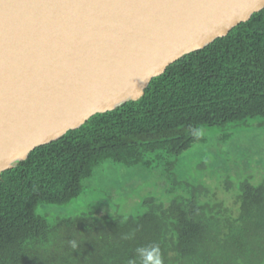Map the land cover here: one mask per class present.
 Listing matches in <instances>:
<instances>
[{
    "label": "trees",
    "instance_id": "1",
    "mask_svg": "<svg viewBox=\"0 0 264 264\" xmlns=\"http://www.w3.org/2000/svg\"><path fill=\"white\" fill-rule=\"evenodd\" d=\"M250 122L264 129V10L170 66L141 100L1 174L0 264H264V178L248 174L264 157L260 144L230 143ZM194 148L197 159H184ZM107 162L158 169L166 186L134 214L40 213L80 197Z\"/></svg>",
    "mask_w": 264,
    "mask_h": 264
},
{
    "label": "water",
    "instance_id": "2",
    "mask_svg": "<svg viewBox=\"0 0 264 264\" xmlns=\"http://www.w3.org/2000/svg\"><path fill=\"white\" fill-rule=\"evenodd\" d=\"M264 10V0H0V175Z\"/></svg>",
    "mask_w": 264,
    "mask_h": 264
},
{
    "label": "rangeland",
    "instance_id": "3",
    "mask_svg": "<svg viewBox=\"0 0 264 264\" xmlns=\"http://www.w3.org/2000/svg\"><path fill=\"white\" fill-rule=\"evenodd\" d=\"M255 124L258 123L250 122L249 127L242 129H229L230 134H233L230 143L260 144V149L258 148L259 157H264V129L259 125L254 126ZM219 137L220 135H215L213 138L211 136L206 137L208 143L211 142L210 148L213 147V150L220 143ZM196 149L200 150L194 148L193 151L185 154L183 158L186 159L193 153L189 159H197L199 154ZM201 149L203 153L206 152L207 144ZM186 162L188 163V161ZM100 167L95 176L85 182L84 191L80 197L64 206H43L40 213H44L51 221H56L59 218L72 219L85 214L110 217L118 214L120 209L125 212L124 214H134L136 212L134 209L138 208L145 197L155 190L156 184L159 183L162 187L166 186V183L159 178L158 169L148 170L143 167L126 169L111 162L104 163ZM102 168L104 171H102ZM248 174L253 176L252 181L259 182L264 178V165L260 168L255 166L253 171L248 172Z\"/></svg>",
    "mask_w": 264,
    "mask_h": 264
},
{
    "label": "clouds",
    "instance_id": "4",
    "mask_svg": "<svg viewBox=\"0 0 264 264\" xmlns=\"http://www.w3.org/2000/svg\"><path fill=\"white\" fill-rule=\"evenodd\" d=\"M125 238H128V237H125ZM73 246H75V245H73ZM143 251H144V250H143L142 248H138V249H137V252H138V253H143Z\"/></svg>",
    "mask_w": 264,
    "mask_h": 264
},
{
    "label": "bare ground",
    "instance_id": "5",
    "mask_svg": "<svg viewBox=\"0 0 264 264\" xmlns=\"http://www.w3.org/2000/svg\"><path fill=\"white\" fill-rule=\"evenodd\" d=\"M207 182V181H206ZM217 214V213H216ZM240 217H242V216H240ZM252 217V216H251ZM228 218V217H227ZM247 220V219H246ZM221 230V229H220Z\"/></svg>",
    "mask_w": 264,
    "mask_h": 264
}]
</instances>
